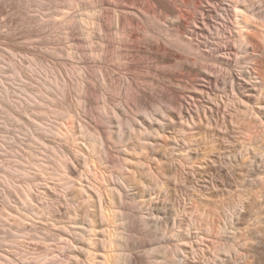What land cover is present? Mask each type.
Segmentation results:
<instances>
[{
    "label": "rangeland",
    "instance_id": "1",
    "mask_svg": "<svg viewBox=\"0 0 264 264\" xmlns=\"http://www.w3.org/2000/svg\"><path fill=\"white\" fill-rule=\"evenodd\" d=\"M72 1L0 0V256L7 260L13 258L12 260L18 261L19 264H54L51 259L52 255L59 254L61 257L68 255L66 249H61L60 241L53 234L58 233L60 224V227L64 224L69 228L74 226L69 222L73 215L74 204L72 203L76 201L81 204L79 208L83 205V199L79 196L77 188L80 185L85 188L89 187L92 179L89 172H82L79 167L78 156L81 154L79 145L83 146L88 141L86 139L76 141L68 134V130H70V124H73L76 131L83 127L86 133H94L92 122L94 116H97V120L100 121L97 123L105 126L109 131L104 141V150L113 158L121 156L124 163L122 170L107 166L106 172H114L115 175L120 172L131 180L135 178L145 180V177L155 174L168 175V178L163 175L166 183L163 188H156L149 183L148 179L145 180V186L135 183V189L130 192L136 199L135 202L127 205V209L129 213L149 214L156 207L161 208L171 215L172 221H168L169 227L173 226V219L177 222V226L182 225L181 231L188 234L183 244V250L187 255L184 264H264V162L259 157L260 154H254L251 150L252 147H259L262 143L253 140L251 147L244 145L246 144L244 142L248 141L254 133L262 136L264 127H260L257 123L244 121L237 124L238 126L233 124L231 127L228 122L223 121L225 115L227 113L231 115L236 108L234 103L227 102L231 95L229 86L224 88L226 92H220L223 90V85L220 84L222 80L230 84L227 81V75L220 73V85L217 93H214V96H217L214 97L216 103L213 102L217 109L215 117L206 118L210 114L207 111L208 104L204 103L206 104L204 109L207 112L199 111L198 117L200 118L197 117L195 123L180 120L178 111L172 106L170 107L173 110L171 123L168 120H162L158 110L167 107V104L159 101L158 96H161L159 91H147L140 94L135 90L134 94H128V96L126 93L114 92L110 88L103 87L104 91L102 86L105 70L93 60L100 59L106 62L107 59V62L114 68L113 75L120 79L123 85L129 83L123 75L128 74L136 79L140 77L143 82L141 79L137 81L141 80L139 85L141 88L146 86L148 88H145L146 90L157 88L161 89L163 94L171 93L173 90L179 92L180 98L186 101L183 102L184 106L186 108L190 106L189 108L193 111L196 109L188 95H199V99L203 98L204 102L208 100L206 94L205 96L198 92L200 85L204 84L202 79L195 77L193 71L187 73L179 67L168 68L156 65L152 52L149 53V50L141 43L139 44L142 49L140 48L134 54L127 53L126 55L128 60L126 69L132 72L126 70L121 73L116 69L120 64L116 59L117 55L121 51L131 52L132 49L106 44V39L115 42L114 26L117 13L114 10L96 11L105 20L106 14L109 16L110 31L106 34L95 28L94 36L98 40L97 50L99 52L92 54L90 45L86 42L85 45L81 44L86 51L85 56H82L78 46L72 42L74 39L84 40L81 31L75 30L78 25L76 24L73 29L71 25V29L63 30L58 24L56 25L54 20L56 13L66 9L74 16L80 13L78 0H75V3H71ZM228 1L215 0V3L208 7L211 14L208 16L211 18H207L210 27L205 28L200 22L205 34L194 37L188 35L185 38L186 41L191 40L207 50L209 44L226 45V43L237 40L236 35L235 37L226 35L227 39L224 36H222L223 39L214 38L216 26L220 29L222 26L229 27L228 22L220 20L225 15L220 14V8L223 5L227 12ZM172 5L183 12L186 19L192 15L201 17L194 7L183 5L181 0H175ZM140 11L142 12V9ZM139 18V16L136 19L134 17L142 26V19ZM175 20L176 18L166 17L159 20L158 25L163 27ZM190 25L193 28L195 26L193 22ZM260 42L261 46L258 45L260 48L255 46L251 50L253 59L250 64L244 66L239 62L241 65H237L242 70L251 66L257 74L254 75H259L256 81L251 78L250 83L248 80L249 84L260 80L264 82V41ZM167 48L173 54L178 52L175 48ZM156 50L161 51L162 49L158 46ZM163 56L166 60L167 52ZM87 60L90 64L87 70L91 76L93 75L90 80V86L93 89L90 93L84 94L80 73L83 72L82 63ZM233 62L235 64L236 58H233ZM28 64L33 67L32 71L28 68ZM15 65L20 69V76L17 77L13 75ZM135 65L140 67L135 68L137 70L130 68ZM148 67L157 68L160 72H169L172 76L161 77L151 72ZM238 67L235 70H238ZM56 78L62 84V90L55 86L50 89L44 87V83L52 79L56 81ZM109 79L110 77H107V83H110ZM144 80L148 85L144 84ZM260 89L259 91H263L264 86ZM211 94L210 97L213 98ZM84 98L89 100V105H86ZM108 98L116 102L111 109L108 108ZM138 99L145 100L146 107L140 108ZM260 103L264 106V99ZM90 106H92L94 116H90L92 112L88 110V116H90L88 118L84 116L86 112L84 108H90ZM47 107L64 112L66 115L62 116L57 113L55 115L52 114L54 112L51 113V110L44 115L42 111L48 110ZM260 109L264 114V108ZM150 116L154 117L152 122L148 120ZM129 119L133 120L139 131L143 130L140 126L141 122L157 124L156 120H162L164 127L159 129L160 135L151 138L152 143L146 145L143 152H140L143 146L140 140L131 134V130L123 127L122 134H118V122H126ZM225 122L227 125H224ZM181 128H186L188 134H191L188 140L191 144L184 143L180 135ZM245 128L249 129L252 136L242 134ZM247 148L250 150L248 151ZM103 157H105L104 152ZM62 165L63 167L67 165L65 167L67 169L64 168L66 172L61 170ZM57 169L61 171L56 172ZM51 172L53 174L56 172L57 176L52 174L51 177L49 175ZM81 173L89 177L82 176ZM61 174L63 177L71 176V187L60 188L62 186L59 181ZM114 176L112 179L115 178ZM81 209H84V205L79 211H82ZM197 212H204L203 216L205 214L207 216H198ZM52 222L56 224V228ZM123 222L119 225L122 230V237H119V240L121 238L120 251L126 257L137 258L140 261L139 264H147L149 259H157L156 261L162 264L171 263L174 258L171 250L176 240L171 238L169 231L164 230L162 233L161 229L165 228L164 221H160L159 231H155L153 227H142L137 218H129L127 222L126 220ZM207 223L213 227L215 232H218L217 235L214 231L210 235L197 232ZM232 227L234 233L230 232ZM69 233H67L69 236L65 235L63 240L72 239L70 236L72 233ZM74 235L71 241H74L77 246V236ZM201 236L204 239H201ZM92 238L95 241L101 239L100 235ZM230 244L235 245L237 251L227 254L223 249ZM90 247L94 249L93 246ZM77 249L79 251L75 254L77 255L75 264L97 263L98 259L96 261L82 249ZM7 262L5 261V264Z\"/></svg>",
    "mask_w": 264,
    "mask_h": 264
},
{
    "label": "bare ground",
    "instance_id": "2",
    "mask_svg": "<svg viewBox=\"0 0 264 264\" xmlns=\"http://www.w3.org/2000/svg\"><path fill=\"white\" fill-rule=\"evenodd\" d=\"M171 1L172 0H78L77 3L80 5L79 6L80 13L77 16L72 15V13L69 10L63 9L64 11H60L59 13L55 14L56 18L54 20L56 25L58 24L59 28L63 30L71 29L70 28L71 25L73 29L74 26H76L77 24L78 27H76L75 30L79 29L81 31L82 35L84 36V40L74 39L72 41L73 44L77 45L79 53L82 56H85L86 51L82 48L81 44L84 43L85 45V43L87 42L90 45L91 53L95 55L96 53L99 52V50H97L98 40L94 36V31H95L94 29L97 28L99 32L100 31L106 32V34L110 31L109 16L106 14V20H105L100 15V13L96 11H100L102 9L114 10V12L116 11L117 13L115 26H114L115 42L114 41L111 42L110 40L106 39V44L109 46L119 45V47H128V50L129 48L132 49L131 52L127 50L121 51L117 55L116 59H118L120 64H118V68L116 69L120 70L121 73L128 70V68L126 69L127 67L126 61H128L126 58L127 53L130 54L136 53V51L140 50V48L142 49V47L140 46L143 44L149 50V53L152 52L153 57L156 59L155 62L156 65H160L168 68L179 67L180 69H182V71H185L187 73L193 71L195 77L201 78L204 84L200 85V87L198 88L199 90L198 92H200L199 94H203V95L206 94L208 100L204 102L203 98L199 99L198 97L199 95L198 96L188 95L190 96L189 100H192V102L194 103V105L193 104L192 105L196 109L195 111H193L189 108L190 106L188 108L184 106V103L186 101L185 100L183 101V99L180 98L179 92L173 90L171 93L167 91L168 93L163 94L162 91H160L161 89L158 90L157 88H156L157 90L155 88L154 89L150 88L149 90H146L148 89L146 88V86L143 87L142 85L143 88H141V86L139 85V82L142 80L140 77L136 79V77L129 76L128 74H123V75L129 83L123 85L122 82H120V79H117L113 75L112 71L114 68L112 65H110L107 62V59L106 62L100 61V59L93 60L94 62H98L101 65V68L105 70V73H103L102 88L103 87L105 89L110 88L114 92L118 91L119 93H126V96H128V94H134L135 90H137L136 92H140V94H144L147 91H153V92L159 91L161 93V96H158L159 101L167 104V107H163L158 110L160 112V116H162L163 118L162 120H168L169 122L172 121L171 113L173 110H171L170 108L171 106L174 110L178 111L179 119L186 123H191V122L195 123L199 111L201 110H204L203 112L209 111L208 113L210 115L206 118L215 117V115L217 114L216 112L217 109L215 108L216 105H214L213 103L215 101L214 97L216 96V95L214 96V93L218 90L217 88L219 87V85L222 84L223 90H221L220 92H226L227 90H224V88L229 86V90H230L229 92H231V95L227 99V102L232 104L234 103L236 105V108L232 105L235 108L234 110L232 109L234 112H232L231 115H228L227 113L223 121L228 122L229 123L228 125L230 126L231 125L233 126V124L234 125L240 124L241 121H244L246 123H257L260 125V127L263 128L264 114L262 113V110L260 108H264V106L261 105L260 101L264 99V89H262L263 91H259V90H261L260 88L264 86V82L262 80H260L261 82L260 81L255 82L257 77H259V75L258 76L254 75L256 74V72L252 70L251 66L250 68L247 67L246 69L242 70L241 67L240 66L238 67L237 65L240 64L239 62L244 64V66H246V64H250V61L253 59L251 54L252 48L255 46L257 48L259 47L258 45L261 46V44H259L261 43L260 41H264V2H263L264 0L262 2H260V0H229L228 4L226 5V7L228 8L227 12H226V8H224V6L222 5V8H220V14H225V15H223V18L220 20H224L223 22H228L229 27L225 28V26H222V24H220L222 28L220 29L218 28V26H216V36H214V34H212L211 32L210 34H212L214 38H220V39L222 38V36L226 38L227 37L226 35L230 37L236 35V37L235 36L234 37L237 38V40L235 39L233 40L235 42L232 41V43L229 44L225 42L226 45L209 44L207 50L203 49L201 45L199 46L198 44L197 45L194 44L193 41L191 40L186 41L185 38L188 35L189 37H194L199 34L201 35L205 34L204 33L205 30L201 26L200 22L203 24L205 28L210 27V22L207 18H211L208 17L211 16V14H210V8L208 7L211 4H214L215 0H181L183 5L187 7L189 6L194 7L195 11L200 13L201 19L194 15L192 16L189 15L190 18L188 19L184 18L183 12L179 11L175 6L172 5V3L173 4L175 3V0L172 2ZM68 2H70V0H68ZM75 2L76 1L73 0L71 3H75ZM224 4H226V2H224ZM140 9H142V12L140 11ZM138 16L142 19V26L140 25L141 23L139 24V22L135 20L136 17ZM166 17L176 18V20L168 23V25H165L163 27L159 26L158 25L159 20ZM192 22L193 25H195L194 28L191 27L190 25L192 24ZM216 24H218V20H216ZM212 28H214V26H212ZM80 38H82V36H80ZM139 43H141V45ZM158 46L162 49L161 51L156 50V47ZM167 47L175 48L179 53L177 52V54H173L171 51L167 50L168 49ZM166 52H167V56L165 60L163 54ZM189 56L191 57L189 58ZM233 58H236L235 64L233 62ZM16 65L13 68V75L15 77L20 76V69ZM89 65L90 64L88 60L82 63L81 65L83 72L80 73V80L82 82V89L84 90V94H86V92L90 93L93 89L90 86V80L92 79L93 75L91 76V74H89L87 70ZM244 66H242V68H244ZM137 67L140 66L137 65L130 66V68H134V69ZM236 67H238L239 69L235 70ZM28 68H30V70L32 71L33 67L30 66V64H28ZM148 69L151 72H154L155 74L161 77L165 76L169 78L172 76L171 73L164 71L160 72L157 68L148 67ZM135 72L133 73L135 74ZM220 73H222L223 75L224 74L227 75L226 78L227 81L230 82V84L224 82V80H222V82H220L219 84V81L221 79ZM252 75H254V77ZM107 77H110L109 79L110 83H107ZM251 78L255 79V81L252 84H249L248 80L251 83L250 81ZM139 79L141 80L137 81ZM52 80H50L47 83H44V87L50 89L52 86H55L58 89L62 90V84L58 82L57 78L56 81H54L55 79L53 81ZM144 81H145L144 84H146V80ZM147 82L150 83L148 80ZM212 92L213 94H211ZM191 94H195V93H191ZM210 94L213 95V98L210 97ZM229 94L230 93H228V95ZM226 97L227 96L225 95V98ZM126 100H128V98H126ZM126 100L123 101L126 102ZM113 101L115 100H113L112 98H108L107 100L108 108L111 109L112 105L116 104V102ZM84 102L86 103V105L87 104L89 105L88 99L84 98ZM189 102L190 101H188V103ZM204 103L208 104V107L206 106L207 111L206 109H204L206 105V104L204 105ZM146 105L147 103L145 100L138 99V106L140 108H144L146 107ZM50 108L47 107L48 110H43L42 113L45 115L50 112L49 110H51V113L54 112L52 114L56 115L57 113L58 115L62 114V116L66 115L64 112L58 111L54 108L51 109ZM84 110H86V112H84V116H88V110H90L91 113L92 106H90V108H84ZM206 115L207 114H205V116ZM90 116H94V112H92ZM90 116H88V118H90ZM96 117L97 116H94V121L92 122V125L94 127V133H86V130H84L83 127H80L76 131L75 127H73V124H70V130H68L69 131L68 134L71 137H73L76 141H79V139L80 140L86 139L88 141V143L87 144L85 143V145L83 146L81 144L79 145L80 146L79 152H81V154L78 157L80 161L79 167H81L80 168L81 171L82 172L85 171L86 173L89 172L88 174L91 175L92 181L90 180V183L88 185L89 187L85 188L83 185H80L79 188H77L79 192L78 193L79 196L82 197L83 199L82 203L84 205V209H81L82 211H79L80 208H83V205L82 207L79 208V205L81 204L77 203L76 201L72 203V205L74 204L72 210L73 215L72 214H71L72 216L70 215L71 221L69 222L71 223V225L74 226L73 227L70 226L71 228H69L67 227V225L64 224L60 227L61 225L60 224L59 225L60 228L57 226L58 233L53 234L55 235V238L57 237V240L60 241L62 245L61 249H66L68 255H64V256L62 255L63 257H61L59 254L52 255L53 253H55L53 251L52 254H48V255H52L53 258L51 259L54 261V264H75V260L77 259V255L75 254H77V252L79 251V249L77 248H80L84 253H87L88 255L92 256L94 260L98 259V261L96 260L97 261L96 264H139L140 261H138L137 258H134L133 256L126 257L120 251L121 238L119 240V237H122L121 235L122 230H120L119 228L121 222L124 223L123 221L125 220L127 222V219L129 218H137L139 224L142 227H148V228L153 227L155 231L160 230L161 226L159 225L161 224L159 223L160 221H164L165 228L161 229L162 233L164 230H167L170 232L171 238H174L176 240L175 246L173 250H171V253L174 258L171 260L170 264H184L187 255L186 252L183 250L184 247L183 244L185 243L184 242L185 237H187L188 234L186 235V233L181 231L182 225L177 226L176 225L177 222L173 219V226H171L172 228L169 227L170 224L168 223V221L169 222L172 221L171 215H169V213H166L161 208L156 207L155 210L153 212H149V214L148 213L142 214L141 212L129 213L127 209V205L132 204L133 202H135L136 199L134 194L130 192L133 191L132 189H135L134 188L135 183L136 185L140 184L142 186H145L146 185L145 180L148 179L149 183L153 184L156 188H163L166 185L164 179L166 176H167L166 178H168V175L165 176V174H163L165 176L164 177L162 174H161L162 176L159 174L158 175L155 174L145 177L144 178L145 180H143V178H138V179L135 178V180H131L127 175L124 176L120 172L118 175H115L114 172H106L107 166H113L115 168H118L119 170H122V166H124V163L121 160V156L118 158H113L111 157L110 154H108V152H106V150H104L105 148L104 141H106L109 135V131L105 126H102L97 123L100 121H98ZM198 118H200V116ZM108 120H110L111 122L110 118H108ZM148 120L152 122V120H154V117L150 116ZM162 120H156V122H158L157 124H146L141 122L140 126L143 130L140 131L135 127L133 120L131 119L126 120V122H118V134H122V130H124L123 127L128 128V130H131V134L134 137H136L138 140H140V144L143 146L142 148H140V152L141 151L143 152V149L146 147V145L152 143L150 139L156 138L160 135L159 129H162L164 127L163 126L164 122ZM102 122H104V120H102ZM226 122L224 125H227ZM104 124H106V122H104ZM186 126H190V125H186ZM181 129L182 130L180 135L182 136L184 143L187 142L189 144L191 141L189 142L188 140L189 137L191 138L190 136L191 134L190 135L188 134L186 128H181ZM242 131H243L242 134L247 136H252L249 133V129L246 130L245 128ZM253 136L250 137L248 141L244 142L246 143L244 145L251 147L253 144V140H257L258 143H262L261 146L252 147L251 150L254 152V154H260L261 156L259 157L264 162V131L262 136L259 133L258 134L254 133ZM247 149L248 151L250 150V148ZM124 151L125 150H123V152ZM103 152L105 154V157L102 158ZM67 165H65L64 167L62 165L61 170H64L66 172L65 169L67 168L65 167H67ZM61 170H58L56 172H60ZM56 172H54V174L51 172L49 175L51 176L53 174L57 176ZM84 173L83 174L81 173V175L86 176L87 174ZM112 176H114L115 178L112 179ZM59 177L61 176L59 175ZM59 181H61L62 184L60 188L64 186L63 189H66V187L68 188L72 183L71 176L69 175H66L64 177L62 175ZM167 211L169 212V210ZM203 213L204 212H199V213L197 212L198 216L201 215L202 217H206L207 215L205 214L206 216L205 215L203 216ZM52 223L53 225H55L54 227L56 228V224H54V222ZM208 223L205 226L203 225L204 227L202 228L201 227L199 229L197 228L199 230L197 232L207 233L208 235H210L214 231V229ZM210 223L212 224V222ZM125 229L126 228H124V230ZM218 231H220V229ZM232 231L234 233L233 227L230 229V232ZM68 232L72 233L70 235L72 239L75 237L74 234H76L78 241L77 246L75 245L74 241H71L72 239L67 238L66 240H63L64 236L68 235L67 234ZM169 232L167 233L169 234ZM215 234L217 235L218 232H215ZM99 235L101 239H99L98 241H95L92 238L93 236L96 237ZM200 238L204 239L202 238V236ZM90 246H93L94 249L92 250ZM223 251L227 254H230L234 251H237V249L235 245L230 244L229 246L225 247ZM48 258L50 259L49 256ZM12 259L8 258L7 260L5 257L0 256V264H5V261L6 262L8 261L7 264H19L18 261L15 260L16 261L15 262ZM49 259L48 261H50ZM156 260L157 259L154 260L149 259V261H147V264H162L161 262H157L158 260L157 261Z\"/></svg>",
    "mask_w": 264,
    "mask_h": 264
}]
</instances>
